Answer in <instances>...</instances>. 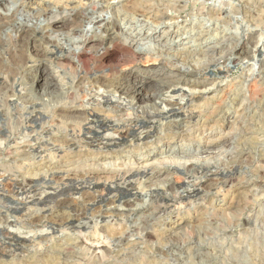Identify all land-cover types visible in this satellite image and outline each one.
Returning <instances> with one entry per match:
<instances>
[{"label":"rangeland","instance_id":"374dc122","mask_svg":"<svg viewBox=\"0 0 264 264\" xmlns=\"http://www.w3.org/2000/svg\"><path fill=\"white\" fill-rule=\"evenodd\" d=\"M7 1L0 5L4 7ZM51 1L26 3L14 23L20 24V29L15 32L14 27H8L2 31L6 39L7 35H14L27 52L20 80L23 82L15 86L16 94L9 98L13 112L24 105L26 96L39 95L36 90L41 92L40 80L53 76L58 85L52 84L50 88H70L82 70L84 74L94 67L108 73L112 62L118 61L129 48L124 45L125 30L119 35L94 24L84 29L88 36L105 40L98 49L71 53L74 41L71 45L64 41L59 45L47 44L42 33L49 30L52 19L35 8L39 4L49 6ZM80 1L83 0L73 4ZM119 1L111 0L110 4ZM255 1L189 0L176 21L136 22L131 27L130 20H117L118 26L131 31H173L171 39L176 41L154 39V44L167 45L162 50L159 68L208 67L211 59L203 55L206 48L223 43L228 36L236 48L218 52V56L228 58L199 75L203 84H179L165 91L164 101L157 102L160 116L144 124L135 125L125 116L133 115L140 102L87 82L79 88L75 86L78 98L71 105L99 108V115L105 117L102 128L92 115L82 131L79 125H70V121L56 120L62 104L46 96H38L36 102L41 100L38 107L52 111L35 121L36 127L27 115L21 118L14 114L13 120L8 117L10 121L0 117V127L9 128L0 133V264H264V185L258 188L251 183L258 176L264 177V9L258 4L260 0ZM209 7L226 8L228 17L218 23L215 17H208ZM100 10L97 15L101 20L112 18L115 12L113 7L106 6ZM201 29L208 31L202 44ZM76 32L72 38L78 37L80 31ZM181 38L185 41L180 42ZM194 43L201 47L195 49ZM149 48L151 44L144 46ZM192 51L199 55L188 64L186 55ZM69 53L74 61L64 57L60 60L62 65L56 63L58 54ZM85 61L92 67L85 65ZM131 62L140 63L141 70L151 74L147 65L152 61L147 62L146 55L140 60L127 56L125 64ZM88 67L91 69L87 70ZM35 75L33 90L30 82ZM151 83L152 80H146L145 87ZM115 108L119 112L111 111ZM20 120H24L21 126L16 124ZM44 121L48 124L41 127ZM15 126L20 129H14ZM122 126L134 127L131 135L125 131L121 136L118 129ZM39 127L40 131L36 130ZM238 153L247 155L244 163L234 168L228 159ZM191 161L206 169L195 172L180 166ZM144 164L148 165L147 171L126 179L113 181V174L109 173ZM91 166L108 171L101 174V183L89 179L70 181L71 176L76 178V172ZM216 169L231 172L227 176L211 175ZM163 196L174 199L172 212L142 222L140 212ZM64 198L71 207L69 203L60 206L58 201ZM143 225L153 231L155 238L147 239L143 230H133L135 226L144 228ZM122 232L124 241H117ZM108 247L119 251L114 255Z\"/></svg>","mask_w":264,"mask_h":264},{"label":"bare ground","instance_id":"6f19581e","mask_svg":"<svg viewBox=\"0 0 264 264\" xmlns=\"http://www.w3.org/2000/svg\"><path fill=\"white\" fill-rule=\"evenodd\" d=\"M2 1L3 0H0V2H2ZM73 1H75V0H53L50 2L51 6L39 4V5H37L38 8H35V11H37L39 13L49 14L51 16L52 20H50V22L48 23L49 30H47L44 33L41 32L42 38L44 39V41L47 44L50 43V44H54V45H59L61 43V41H64V43L71 45L70 42L74 41L72 43L74 45H72V48H70L72 51L69 49L71 53H76L78 50H82V51L87 52L90 50L92 51V50L98 49L105 44V40L101 39L100 36L96 37V35L88 36L86 34L87 32L84 29L86 25H88V24L93 25L94 24V26L96 25L97 27L105 26L107 31L110 29V33L114 30V32L115 33L118 32L119 35H121L122 34L121 32L123 30H125L126 35L123 37L125 44L124 43L123 44L127 45V47H129L128 49H125L124 52H122V54L119 56L120 58L118 61H115V58H114V61L116 63L112 62L113 64L110 65V71L108 73H105L98 68L92 67L90 64L86 63V61H85V65L88 64L93 69L89 70L90 67H88L87 70H89V71L84 72V74H83L82 67H81V69L77 68L78 70H76V71H78V72H79V70H82V71L80 73H78L77 76L75 74L76 77L74 76L75 79L72 81V86L70 88L64 89L65 88L64 87V88H60L61 90L60 89L54 90L55 88L54 89L50 88V86L52 84H56V86L58 85V83H56L54 81L53 76H52V78H50L48 80H46V78H44V80H40V82H42V84H41L42 88H40L41 92L39 93L35 89L36 94H39L38 96L41 97V99H46L47 97H49V99L51 98L52 101H54L55 103L62 104V106H60V108H59V111H60L59 117L56 120H58V121L60 120L63 122L65 121L67 123L70 121V125L74 126V128L79 125L80 131H82L84 125L87 124L86 121L89 120V117H88L89 115H92V116L98 118V122H100V128H102L105 125L104 119H103L105 117H103L102 115H99V110H98L99 108L89 109V108H84V107L79 106V105L78 106L77 105L76 106L71 105L73 103V101L75 99L77 100V98H78L77 93H76L77 91L75 90V88L81 87V85L83 83L87 82V83H90L92 86H99L102 88L104 87L110 93H120V95H125V96L131 98V100L134 102H136V101L140 102V104L138 105L137 111L135 112L136 114L135 113L133 115L127 114L125 116H127L126 120L128 122L135 123V125H141V124L148 122L153 117L160 116L161 112L159 111V109L157 107V102L159 99L164 101V99L162 98V95H164L165 91L173 88L174 86L176 87V85L179 86V84H185V85L194 86V87L203 84L204 81L199 77V75L201 73H203V74L206 73L209 66L219 65L223 62V60L226 57L228 58V56H218V52L221 49H226L227 47H232V46H233L232 47L233 50L236 49L235 46L233 45L232 41H231V38L228 36L229 38L227 37L226 40L224 39L225 41L222 40V41H224L223 43L220 42V44H214V45H211L208 48H206L207 51L205 53H203V55L209 56V58L211 59L210 65H208V67L201 68L200 66L199 67L195 66L193 68L188 67L186 69H178V70L166 69L164 67L159 68L160 66H158V65L162 63V59H161L163 56V55L161 56L162 50H164V48L167 45L166 44L160 45V44H156V43L154 44L153 43L155 41L154 39H155V37H159L160 40L161 39H167V40L169 39V41H171V40L176 41V38L171 39V37L173 36L172 35L173 31L168 30L166 33H163V34H161V31H162L161 29H158L157 31H155L152 34L145 33L142 30L141 31H137V30L131 31L130 28L125 29L126 27L121 28L120 26H118L117 20H119V19H123V20H127V21L130 20L132 22L131 27H133L136 22H139V23L142 22L143 23L145 21H153V20H155L156 22H161V21H164L165 19L173 21L177 17H179L180 13L183 12L188 7L187 3L189 0H126V2L124 0H120V1L118 0L119 2L115 5L110 4L111 0H85V1L83 0V1L78 2V4L77 3L73 4ZM31 2H36V0H8L6 2L7 5H5L4 7L2 5H0V117H2V119L4 118V120L6 118L10 117L13 120L14 114L15 115L19 114L18 117L21 116V118H22V116L27 115L28 118L29 117L31 118L30 120H32L31 122H33V127H34L35 121L37 122L39 120H42L43 118L46 117L47 112L49 113L52 110L41 109L44 106L39 108L38 105H39L41 100L39 101V103L36 102V98H38V96H35L33 94L34 95L33 97L26 96V97H28V99L27 98H26V100L24 99V103L22 102L24 105L17 107L15 112L12 111L11 106H10L11 104H8L9 98L16 94L15 93V86L18 83L23 82V81L20 82V80L22 78V76H21L22 71L25 69L26 57H27L26 53L27 52H26V49L22 48L21 45L18 44L17 38L14 37V35L10 34L9 37L7 35L8 39L4 38L2 35V31H5L8 27L9 28L14 27L15 32H17L20 29V26H21L20 24H18V25L14 24L16 19H17V15H18V13H20L21 11L24 10L23 7L25 6L26 3H31ZM256 2H257V0L255 1V3ZM258 4H261L260 5V6H262L261 8L264 9V0H260ZM99 5L106 6L109 8L113 7V9H115V12L113 11L114 14H113L112 18L108 19V17L107 18L103 17L102 20L99 19L97 13H98V10H100L102 8V6L99 7ZM209 6H211V5H209ZM255 6H257V5L255 4ZM56 8L58 10H56ZM217 8H213V7L210 8L209 7L207 14H208V17H209V15L211 17H213V20H215L214 19V17H215L219 21L218 23H220V21L223 22V20L228 17V15H227L228 11L225 10L226 8L225 9H223V8L217 9ZM201 9H202V6H201ZM203 9H206V8H203ZM198 11H199V13H202V11H200V10H198ZM202 15H204V14L202 13ZM31 17H29V18H31ZM30 20L32 21V19H30ZM30 20H29V22H30ZM53 21H54V23H53ZM34 22L35 21H33V23ZM37 22H35V23H37ZM78 30L81 33L79 32L78 37L72 38L73 35L78 33V32H76ZM34 31L35 30H32L31 32H34ZM84 31H85V33H84ZM203 32H204L203 34L201 33L203 36L201 35L199 37V41L202 40L201 44L203 43L204 39H206V37L208 35V31H203ZM178 34L179 33H177V35ZM118 37H120V36H118ZM119 39L121 42L122 41L121 38H119ZM65 41H67V42H65ZM184 41L185 40L183 38L180 39V42H184ZM113 42H110V43H113ZM147 44H151V48L144 49V46H146ZM192 45L195 47V49L201 47L200 44L194 43ZM152 46H155V47H152ZM63 47L65 48V45ZM240 49L242 51L245 50V45H242L240 47ZM156 50H158V51H156ZM195 52L192 51L188 55H186V60H187L188 64L199 55V53H197V52L195 53ZM143 55H146V61L147 62L152 61V64L147 65V68L150 71L149 73H151V74H146V72H143V70H141V67H140L141 64L138 62H131L129 64H125L127 56H133V57H136V59L140 60V58ZM64 57H68V59H70V62H71V60L74 61V58H72V55H70V53L65 54V55L64 54H58L57 55L58 60L56 63L58 65L61 64L60 60ZM92 60L93 59H91L92 63H96V62H93ZM111 60H113V59H111ZM63 62H64V60H63ZM80 62L82 63V61H80ZM83 63H84V61H83ZM120 65H123L122 69L120 68ZM69 66L75 67L74 65H72V66L69 65ZM102 66H103V64H102ZM85 67L86 66H84L83 69ZM97 67H100V66L97 64ZM42 71L44 73L45 72L48 73L46 70H42ZM48 76L49 75L47 74L46 77H48ZM36 77H37V75H35L34 79H32L30 82L32 85L31 88L33 90H34ZM76 79H77V81H76ZM146 80H152V83L148 87H145V84H144ZM38 81H39V79H38ZM31 94H32V92H31ZM45 96H46V98H44ZM45 102L49 103L48 101H45ZM54 102H52V103H54ZM13 109H14V107H13ZM48 109H50V108H48ZM53 110H54V108H53ZM111 111L119 112L116 108L111 109ZM24 118H26V117H24ZM122 118L124 119L125 117H123V115H122ZM7 120H9V118ZM56 120L54 119L53 122H55ZM4 122H6V121H4ZM23 122H24V120L23 121L20 120L19 122L17 121L16 124L19 123V125L20 124L22 125ZM5 124H3V125H5ZM45 124L46 123L44 121L42 123L41 127H43ZM47 124H48V122H47ZM28 125L30 126L31 124L29 123ZM8 126L10 127V125H8ZM20 126H18V128ZM41 127H39V129H36V130L40 131ZM15 128L18 129L16 126L14 127V129ZM44 128H46V127H44ZM133 128L129 129V128L122 126L118 129V131H120V135L123 136L125 131L130 133L131 130L132 131L134 130ZM90 129H93V128H90ZM3 130L8 131L9 128H7L5 126L3 128L0 127V133H2ZM12 132H13V130L10 131V133H12ZM32 132H33V130H32ZM34 132H36V131H34ZM241 132H242V130H241ZM18 133L19 132H17L16 135ZM238 133H240V132H238ZM130 135H131V133H130ZM13 137H15V136H13ZM7 138H9V137H7ZM230 154H233V153H230ZM246 155H247V153H243L242 155H240L238 153V155L234 154V156L232 155L229 157V159L228 158L227 159L229 160V163H232L234 168H235L241 162L244 163ZM167 159H169V158H167ZM247 160H248V158H247ZM216 162H217V160H216ZM180 166H182L187 171H195V172H197L201 168L206 169V167L202 166L199 162H195V161H191L190 163L185 162L184 164H181ZM231 166H227V168L231 167ZM147 168H148V165L144 164L142 166L139 165V167L136 169H135V167H128V169H125V170L124 169L123 170H121V169L113 170V171H110L109 173L113 174V181H115L117 179L118 180L126 179V178L133 176V175H136V174L139 175L141 173H144L145 171L148 170ZM156 168H157V166H155V168H153L152 170H154ZM225 170L216 169L214 172L211 173V175H220L221 174V175L227 176L231 172V171L226 172ZM160 171L161 170L159 169L157 172H160ZM104 172L106 173L108 171L106 169H99L98 167L91 166V167H88L87 169L81 170L80 172H76L75 173L76 178L71 176V178H69V179H70V181H73L74 179H87V180L89 179V180H94L95 183H101L100 182V180L102 178L101 174ZM206 177H208V175H206ZM252 179H253V177H252ZM251 183L253 185L257 186L258 188H261L264 185V177L258 176L257 179L255 178L254 180H251ZM169 189L171 190L173 188L170 187ZM62 192H63V189L60 190V193H62ZM173 201H174L173 198L167 197V196L161 197L160 200L158 199V201L154 200V202L150 205V207H148V209L140 212L141 213V215H140L141 221L146 222V221L150 220V218H153L154 216L156 217V215L164 213V212L171 213L173 210V206H174ZM58 202H59L60 206H64V205L69 203V200H67V198H64L62 200L60 199V201H58ZM70 207H71V204H70ZM73 209H76V208H73ZM77 216H78V213H77ZM133 228H132L133 230H136V229L143 230V232L145 233V237L147 239H151L153 236V231L150 230L149 228H147L146 226H144V228L141 226H135ZM82 239H83V237H82ZM124 239H125V233L124 232L120 233L116 237V240L120 241V242L124 241ZM118 246H119V244H118ZM116 247L115 248H111V247L109 248L108 247V249H109V251H111V253L113 252L114 255H116L115 252L119 251V249ZM69 250H70V248H69ZM124 254H125V252H124Z\"/></svg>","mask_w":264,"mask_h":264}]
</instances>
